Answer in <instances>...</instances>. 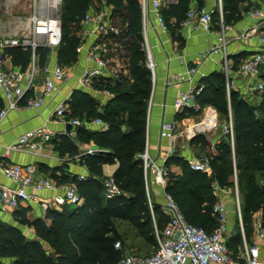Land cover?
Masks as SVG:
<instances>
[{
    "label": "trees",
    "instance_id": "obj_1",
    "mask_svg": "<svg viewBox=\"0 0 264 264\" xmlns=\"http://www.w3.org/2000/svg\"><path fill=\"white\" fill-rule=\"evenodd\" d=\"M112 8L111 16L120 27V33L113 36L117 44L116 53L124 56L127 76L112 81L95 79L93 85L107 89L112 97L99 108L93 93L76 89L70 101L71 115L82 121L101 118L108 124L106 130L91 125L76 127L75 140L62 144L64 151L75 156L79 154L78 144L94 143L99 151L79 156L89 176L79 179L77 175L68 180L54 174V179L73 184L83 202L74 208L62 211L49 209L46 217L30 219L21 214L20 222L35 229L36 238H29L12 225L0 224V261L10 257V264H117L121 259L116 220L128 221L138 234L146 239H156L155 226L164 229L168 215L163 213L160 203L153 201V211L146 193L144 163L142 154L147 146L148 111L153 89V74L147 63V51L143 32L141 0H99ZM207 0H179L175 5H162L161 11L168 23L173 38L184 44L180 22L194 4L205 6ZM246 0H222L223 24L240 21L252 3ZM93 0H64L60 10L63 29L61 45L57 47L61 62L72 64L77 57L81 43L76 30L91 10ZM172 18H175L172 21ZM213 27L220 30L222 22L217 10L213 15ZM123 49L125 53H123ZM50 47L39 46L36 56L41 64ZM6 52L14 64L26 69L30 64L32 49L29 46L7 47ZM243 56H234V67H238ZM226 74L222 69L203 77L204 88L198 96L202 106L212 105L226 119L231 113L235 138L231 142L223 135L208 157L210 170L191 168L188 159L173 152L165 164L169 168L165 190L172 194L187 219L207 232H212L219 223L214 205L219 200L217 188L230 190L234 176L238 177L241 200L242 222L246 237L253 228L254 215L261 211L264 217V185L258 182V173H264V89L258 93L259 104L254 106L238 90L228 93ZM260 78L264 81V70ZM195 114L183 110L176 118ZM78 142V143H77ZM205 144V143H204ZM118 163L113 173L114 181L121 194L113 198L104 195V164ZM179 167V171L171 166ZM239 221V220H238ZM237 221L236 236L242 241ZM157 245V243H156ZM227 245L230 246L229 242ZM230 248V247H229ZM234 253L236 250L230 248ZM0 264H2L0 262Z\"/></svg>",
    "mask_w": 264,
    "mask_h": 264
},
{
    "label": "built area",
    "instance_id": "obj_2",
    "mask_svg": "<svg viewBox=\"0 0 264 264\" xmlns=\"http://www.w3.org/2000/svg\"><path fill=\"white\" fill-rule=\"evenodd\" d=\"M6 0L8 5L16 4L23 9L32 10L29 20L26 24L29 34L28 37L11 35L0 39V47L12 46H29L36 50L39 46H46L52 49L61 45L63 39V29L60 18V10L64 0ZM21 4V5H20ZM162 0H152V9L156 15L159 27L164 31H169L168 23L161 11ZM143 28L146 29L148 5L147 0H141ZM220 13V20L223 24L222 17V0L211 7L198 8L192 5L187 11L186 17L180 22L181 31L195 32L198 29L210 31L213 29V15L216 11ZM248 14L258 22H264V8H254L248 11ZM120 33V27L114 22L111 13L108 10H89L80 23L81 44L77 50H82L86 41L94 37L95 41L91 43L88 50V59L94 63L92 67H87L81 75L77 77L80 88L92 91L95 79L108 78L111 71L109 61V41L113 40L114 35ZM257 35L258 46L255 51L249 54L246 59L239 65V72L249 77L247 82L248 95L258 97V93L264 89V81L260 78L264 70V31L259 33V26H254L249 30L241 33V38ZM30 37L32 39H30ZM93 38V39H94ZM148 46V45H147ZM148 66L154 70L155 63L150 50L147 48ZM219 53L221 59L226 61L224 65L225 74L229 75L227 67V47L224 33L219 35V43L211 49H205L198 52L194 59L193 65L186 73H177L169 75L167 81L169 84H176L187 79L188 74L189 87L181 88L174 101V107L178 111L190 110L195 114H204V122L213 124L215 117L206 108L201 105L198 96L204 88L200 81L194 82L196 75L199 74V66L209 59L211 55ZM46 78L43 81V87L39 92L30 96V90L33 83L34 70L30 74L20 70L0 69V95L7 99L6 107L0 108V124L11 109L22 107L25 102L26 107L40 108L45 104L46 98L59 89V85L70 78L71 74L68 67L61 63H54L50 67H45ZM31 77V79H30ZM24 79L26 80L24 82ZM227 90L230 92L233 83L227 82ZM105 94L111 96L112 93L105 89ZM72 96L61 100L55 110L54 116L58 121L64 124L70 123L73 129L67 132L72 138H76V127L81 125H96L100 130H106L108 124L101 118H95L91 121H82L78 117L71 115L70 101ZM211 115V117H209ZM162 134L170 139L168 153H173L176 144V134L170 123H164ZM224 134L234 142L235 130L232 118L225 125ZM53 137V131L46 125L30 129L22 133L14 142L4 148L3 156L9 158L15 151H35L39 147L40 141H48ZM99 148H89L86 153H95ZM144 163V174L146 182V193L153 211V201L150 193V184L154 178L165 188L169 168L165 162L162 164L154 160L147 151L142 155ZM191 168L201 171L210 170L209 157L201 159L188 158ZM0 172H2L11 181L10 184L0 182V202L5 207L18 208L23 202L31 200L35 193L30 191L52 190L63 188V194L57 195L58 201L69 205H79L83 198L80 196L76 187L71 184L61 185L55 179L42 175L37 172L33 163L19 164L11 161L0 163ZM85 178L80 175L79 179ZM235 186L237 191V211L240 223L239 232L243 238V258L229 248L227 245L226 235L229 232L230 206L222 200H218L214 205V212L218 215V226L212 231L207 232L204 228L191 223L171 193L164 191V201L160 203V208L168 215L169 219L164 227L160 230L155 226V235L157 239L156 250L149 255H136L126 253L121 256L117 264H264L260 258L259 245L255 241L248 244L244 225L242 222L241 200L238 191L237 175H235ZM121 189L114 181L113 177L105 180V197L113 198L121 194ZM257 238H264V217L257 219L253 225ZM233 233H237L234 230ZM121 242L117 241L115 247L119 249Z\"/></svg>",
    "mask_w": 264,
    "mask_h": 264
},
{
    "label": "crops",
    "instance_id": "obj_3",
    "mask_svg": "<svg viewBox=\"0 0 264 264\" xmlns=\"http://www.w3.org/2000/svg\"><path fill=\"white\" fill-rule=\"evenodd\" d=\"M5 1L6 0H0V8L6 7L8 10H12V8H22L18 7L19 4H10L7 6ZM21 1L20 3H22ZM249 1L252 3L251 7L243 12L244 17L235 24L226 26L222 25L220 30L214 29V27L210 31L200 28L197 31L190 33L183 32L184 30H182L181 34L185 41L184 44L180 46L179 41L173 38L172 32L170 30L164 31L159 27L156 15L152 9V0H147V21L146 29L144 27L143 32L146 51L147 48L150 50L155 63V68L152 70L154 84L148 111L147 146L145 151H147L149 155L158 163L162 164L163 162H166V160L172 154L168 153L170 139L162 134L164 123H170L173 127V131L176 134L174 152H177L180 156L186 159L190 157L196 159H201L206 156L208 157L209 153L212 150H215V144L220 140L219 137L221 135L219 136V133H217L218 127H216V122L215 126L211 127L208 123H205L204 120L203 122H201V120L197 121L198 119L196 120V118H198V114L185 116L181 119L176 118V115L180 114L181 111L176 110L173 103L179 89L186 88L191 85L190 81L188 80V74L186 75L187 79L180 83L169 84L167 81L169 75L186 73L193 65V59L198 52L205 49H211L219 43L220 33H224L226 39L228 53L227 67L229 72H231L229 74L230 82L233 83V89L241 92V95L249 96V91L247 89L249 77L246 74L239 72V65L238 69H235L234 56L241 54V56H243V61L247 56H249L250 53L257 49V35L241 38V33L254 26H258V21L252 18L248 14V11L254 8H264V0H246L241 5L243 10ZM178 2L179 0H162V5H175ZM98 4L102 6L101 9L108 10L110 13L112 12V8L110 6H108L104 1L99 0H93L91 10H94V6H97ZM216 4H218V0H207L204 7H211ZM193 5L196 4L193 3ZM174 20L175 18H172V21ZM18 25H20V22L15 21L14 26L16 27ZM262 26L263 25H259V31L261 30ZM8 34L9 33L7 31L5 32L0 28V39L12 35V33L11 35ZM93 38L94 37H91L88 39V41H86V45L82 50H77L76 60L72 64H66L59 60L58 48H50L49 53L45 57L44 63L41 64L39 61L40 58L36 56V51H33L32 49L31 61L26 69H22L20 65L13 63L12 57L6 52L7 47H0V69L20 70L24 73H28L30 71V74L34 70L33 85L30 90V96L37 94L39 90L42 89L43 81L47 76L45 72L46 66L50 67L54 63H61L68 67V70L71 74L69 79L59 85V89L57 91L46 98L45 104L40 108H29L26 107L25 102H22V107L18 109H11L7 112V115L0 124V163L3 161H11L19 164L33 163L38 173L52 177L53 179V176H55L54 174H57L60 177H67L68 180L75 175L78 177L80 175H84L85 177L90 175L87 167L79 161V156L81 154H85L87 149H94L97 146L94 143L78 144L79 154L75 156L71 155L67 151H64L62 144L70 139L75 140L67 133L73 129V126L69 130L67 128L68 123L64 124L63 122L58 121L54 116V110L61 100L68 96H72L76 89H82L78 85L77 77L81 75L85 68L92 67L94 65V63L87 57L89 47L91 43L95 41V38ZM110 43L113 45L112 47L114 49H117V44L115 42H112L111 40L109 41V44ZM108 57L110 61L109 66L112 72L108 73L109 77L107 79L115 81L122 74L127 76L129 72L125 64L123 63V65L121 64L120 66H117L119 64L117 61L120 60L121 56L117 53L112 54V51H110ZM221 61L223 60L221 59V55L219 53L211 55L209 59L204 61L199 66V74L196 75L194 82L200 81L201 77L215 70H220L222 68ZM224 65H226L225 59L223 66ZM25 81L26 80L24 79V82ZM104 90L105 89L101 90L94 87L93 90L90 91L93 93V96H95L99 108H102L104 104L112 97V95L107 96ZM247 100L252 101L253 99L249 96ZM7 104V99L3 96V94H1L0 108L6 107ZM204 107L206 108V111H209L212 113V115H214L215 118L218 119L220 114L214 106L206 105ZM198 116H203V114H199ZM209 117H211V115H209ZM42 125H46L53 131V137L50 140L40 141L39 147L35 151H15L10 155L9 158H5L3 156L6 145L14 142L22 133ZM91 126L97 128L96 125ZM117 166L118 163L104 164V187L105 180L107 178L113 177V173ZM171 169L175 171L180 170L179 167L174 165L171 166ZM0 182L5 184L11 183L10 179L2 172H0ZM60 184L69 185L71 183L65 181L61 182ZM151 185L153 188H149L151 195L154 197V201L162 203L164 201L165 188L162 184L157 183L155 178ZM30 191L34 192L35 196L31 200L23 202L18 208L5 207L0 202V224L17 226L23 231L24 234L28 232L26 236L29 238H36L37 235L33 227H29L26 224L20 222L21 214L26 215V217L30 219H36L40 217L44 218L46 217L47 211L49 209L62 211L66 207H75V205H69L67 203H61L58 201L57 195L63 194V188H58L55 191H35L34 189H30ZM216 192L218 194V198L230 206V218L228 224L229 232L226 235V240L230 244L229 247L236 250L235 255H239L240 259L244 261L242 255V249L244 247L243 238L241 241V239L237 238L236 234L233 233V228H236L237 221L234 223L231 217L233 212L230 201L231 192L228 189L220 188H217ZM261 217H263L262 212H256L254 215L253 224ZM247 241L250 245L255 241L258 243L260 258L264 260V238H257L254 228H252L250 231ZM0 262L2 264H10L12 259L10 257H2Z\"/></svg>",
    "mask_w": 264,
    "mask_h": 264
},
{
    "label": "rangeland",
    "instance_id": "obj_4",
    "mask_svg": "<svg viewBox=\"0 0 264 264\" xmlns=\"http://www.w3.org/2000/svg\"><path fill=\"white\" fill-rule=\"evenodd\" d=\"M97 8V9H96ZM102 8V6L100 4H98L97 6H94V10H100ZM261 8V7H260ZM32 14V10H29L27 8L23 9V8H15L12 10L11 9H6V7H2L0 8V28L3 31H7L9 34L8 35H15L17 33L18 36L20 37H28L27 35L29 34L28 32V28L26 27V24L29 20V16ZM15 21L16 22H20V25L18 26H14L15 25ZM258 26L259 25H263L261 28V32L264 31V22H258ZM80 30V26L79 29L76 30L75 35H78V32ZM259 31V33H260ZM80 37V36H79ZM30 39H32L30 37ZM81 44V43H80ZM79 44V45H80ZM111 44V43H110ZM110 51H112V54L116 53V49H114L112 46V44L110 45ZM32 49V48H31ZM123 53H125V50L123 49ZM247 58V57H246ZM123 61H124V56H122V58H120V60H118L117 62L119 63L117 66H120L121 64L123 65ZM221 69L222 71H224V61H221ZM235 69H238V67H236ZM231 73V72H229ZM120 76V75H119ZM125 75H121L120 77H118V79H121V77H124ZM226 78V83L229 81L230 82V74L225 76ZM233 89V86L232 88ZM241 93V92H240ZM243 97H245V99L247 100L249 96L247 95H243ZM253 100L249 101L250 104H253L254 106H257L259 104V98L258 97H251ZM202 114V113H201ZM199 115V114H198ZM198 118H196L197 121L203 122L204 120V114L203 116H198ZM192 116V115H189ZM232 118L231 113L229 112V115L226 119H224V117H220L218 116V119L215 118V122H216V127L217 128V133H219L218 135L220 136L219 138H221L224 134V130H225V125L228 124L230 122V119ZM196 121V122H197ZM215 122L213 124H209L211 127L215 126ZM215 129V128H214ZM182 139V138H181ZM235 179V176H234ZM258 182L262 185H264V173L260 172L258 173L257 176ZM237 181H238V177H237ZM151 189L153 188V186L150 184L149 186ZM231 192V206H232V219L235 223V221H238V211H237V191H236V186H235V182H234V186L229 190ZM238 191H239V187H238ZM239 193V197H240V192ZM152 200L154 201V197L153 195H151ZM149 201V200H148ZM239 222V221H238ZM115 226L118 230L119 235L122 236V238L120 237L118 240L115 241V243L117 241L121 242V246H120V253L121 255L126 254V253H131V254H136V255H149L151 253H153L156 250V240H150V239H146L141 237L137 230L134 228V226L132 224H130L128 221H121V220H116L115 222ZM235 229V228H233ZM28 232H26L27 234Z\"/></svg>",
    "mask_w": 264,
    "mask_h": 264
},
{
    "label": "water",
    "instance_id": "obj_5",
    "mask_svg": "<svg viewBox=\"0 0 264 264\" xmlns=\"http://www.w3.org/2000/svg\"><path fill=\"white\" fill-rule=\"evenodd\" d=\"M67 128L70 130L72 128V124L68 123Z\"/></svg>",
    "mask_w": 264,
    "mask_h": 264
}]
</instances>
